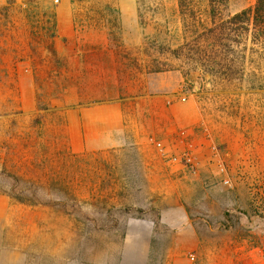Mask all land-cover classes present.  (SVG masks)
Segmentation results:
<instances>
[{
  "label": "rangeland",
  "instance_id": "374dc122",
  "mask_svg": "<svg viewBox=\"0 0 264 264\" xmlns=\"http://www.w3.org/2000/svg\"><path fill=\"white\" fill-rule=\"evenodd\" d=\"M63 1L0 0V264H196L222 250L230 264H264L255 24L237 25L230 52L203 34L207 0H65L61 12ZM61 31H106L159 71L87 86L61 69ZM151 138L190 148L196 173L167 164Z\"/></svg>",
  "mask_w": 264,
  "mask_h": 264
},
{
  "label": "crops",
  "instance_id": "0c3cea01",
  "mask_svg": "<svg viewBox=\"0 0 264 264\" xmlns=\"http://www.w3.org/2000/svg\"><path fill=\"white\" fill-rule=\"evenodd\" d=\"M103 8H106L112 3L110 2H99ZM114 4V3H113ZM116 4H118L116 2ZM62 7H58L63 12V8L67 7L66 1L62 2ZM106 12V11H104ZM71 14V12H70ZM106 13H103L101 19H105ZM89 17V16H83ZM63 18V17H62ZM74 18V15L68 16L67 20ZM104 23V22H103ZM103 23L97 24L95 28L104 27ZM61 26L62 23H58ZM59 36H66V41L69 46L61 48V69L66 70L65 65L69 66V70L77 73H86L87 77L83 76L80 80H87L94 83L87 84L91 87H108L110 81H116L117 78H123L126 80L124 75L116 76L115 73H128L136 72L143 73L147 71H159L158 68H154L155 63L150 60V52L144 50L131 49L130 51L113 47L110 43V34L106 31H95V32H71L64 33L60 32ZM58 50V49H57ZM57 52V51H56ZM154 68V69H153ZM92 73H99L98 75H92ZM198 251V249H197ZM254 250H249L248 254H251V261L256 259L252 256ZM206 261L200 252L197 253L199 261L196 264H230L229 260L231 255H227L222 251H212L207 254Z\"/></svg>",
  "mask_w": 264,
  "mask_h": 264
},
{
  "label": "trees",
  "instance_id": "16d2710c",
  "mask_svg": "<svg viewBox=\"0 0 264 264\" xmlns=\"http://www.w3.org/2000/svg\"><path fill=\"white\" fill-rule=\"evenodd\" d=\"M207 1L206 14L212 26L206 27L207 29L203 34L212 40L210 43L211 48L220 46L221 49L231 52L232 45L241 41L238 40V36L240 35L242 38L244 34L237 31L239 30L237 25L249 23L250 21L257 27V33L256 35L254 34L253 39L255 42H260L264 47V0H256L252 9L241 10L232 16L225 15L222 12L226 0ZM244 30L246 32L248 28L245 27ZM193 31L195 32L193 34H196L194 40L198 43L202 34L196 33L197 29Z\"/></svg>",
  "mask_w": 264,
  "mask_h": 264
},
{
  "label": "built area",
  "instance_id": "2783aa9c",
  "mask_svg": "<svg viewBox=\"0 0 264 264\" xmlns=\"http://www.w3.org/2000/svg\"><path fill=\"white\" fill-rule=\"evenodd\" d=\"M151 140L153 143H155L160 152V155L165 159L167 164H182L190 173H196V163L194 162V155L190 148L184 149L182 152L177 153L174 151H169L164 146H162L159 141H154L152 138ZM220 169L221 171H224V168L222 166ZM222 182L224 184H230L229 177H224L222 179ZM189 258L193 260L195 258V255L193 253H189Z\"/></svg>",
  "mask_w": 264,
  "mask_h": 264
}]
</instances>
